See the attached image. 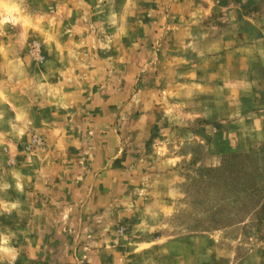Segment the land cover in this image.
I'll return each mask as SVG.
<instances>
[{"label":"rangeland","instance_id":"374dc122","mask_svg":"<svg viewBox=\"0 0 264 264\" xmlns=\"http://www.w3.org/2000/svg\"><path fill=\"white\" fill-rule=\"evenodd\" d=\"M0 264H264V0H0Z\"/></svg>","mask_w":264,"mask_h":264}]
</instances>
